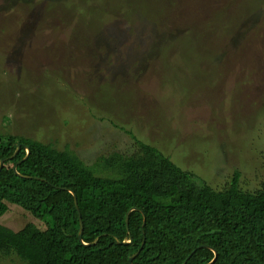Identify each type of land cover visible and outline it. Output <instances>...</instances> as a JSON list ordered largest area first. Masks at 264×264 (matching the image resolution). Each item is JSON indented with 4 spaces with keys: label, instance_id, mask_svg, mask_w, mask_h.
Wrapping results in <instances>:
<instances>
[{
    "label": "rangeland",
    "instance_id": "rangeland-1",
    "mask_svg": "<svg viewBox=\"0 0 264 264\" xmlns=\"http://www.w3.org/2000/svg\"><path fill=\"white\" fill-rule=\"evenodd\" d=\"M240 2L0 0V133L52 140L87 164L129 150L132 133L216 189L235 172L243 190L263 187L264 0L256 12ZM23 213L10 205L0 238Z\"/></svg>",
    "mask_w": 264,
    "mask_h": 264
},
{
    "label": "trees",
    "instance_id": "trees-1",
    "mask_svg": "<svg viewBox=\"0 0 264 264\" xmlns=\"http://www.w3.org/2000/svg\"><path fill=\"white\" fill-rule=\"evenodd\" d=\"M260 2L240 3L256 12ZM54 6L63 7V1ZM151 13L149 20L163 23L161 12ZM209 52L203 56L211 55L216 66L219 55ZM180 67L186 74L192 69ZM217 69L221 78L229 74L228 68ZM11 121L3 115L4 123ZM130 134L129 150L115 149L87 164L52 140L0 133V217L16 205L28 218L8 238H0V256L14 255L24 264H130L144 241L132 264H264V185L243 190L235 172L230 184L216 189Z\"/></svg>",
    "mask_w": 264,
    "mask_h": 264
},
{
    "label": "water",
    "instance_id": "water-1",
    "mask_svg": "<svg viewBox=\"0 0 264 264\" xmlns=\"http://www.w3.org/2000/svg\"><path fill=\"white\" fill-rule=\"evenodd\" d=\"M18 148H19V144H17V146H16V150H15V152H14L13 155H15V153L18 151ZM26 149H27V154H26V156L24 157V159L27 157L28 152H29V149H28V148H26ZM2 161H3V160L1 159V160H0V166H1V164H2ZM13 169H14V170L16 169V165H14ZM15 171H16V170H15ZM72 194L74 195V203H75V207H76V209L78 210L76 195H75L74 192H72ZM129 211H130V210H129ZM129 211L126 213V216H125V222H126V227H127V228H128V213H129ZM78 215H79V221H80V229H79V233H78V239H79L80 241H82V239H81V235H82V230H83V224H82V220H81L80 212H79V211H78ZM143 219H144V218H143ZM143 224H144V220H143ZM129 242H130V240H129ZM123 243H127V242H126V241H123ZM143 244H144V241L142 242V244H141L139 250L142 248ZM139 250H138V251H139ZM138 251H137L135 254H133V255L129 258V263H130V264H132V260H133V258L135 257V255L138 253ZM216 257H217V254H216V252H214V258L212 259V261H211L210 263L214 262V260L216 259ZM183 264H185V262H184Z\"/></svg>",
    "mask_w": 264,
    "mask_h": 264
}]
</instances>
